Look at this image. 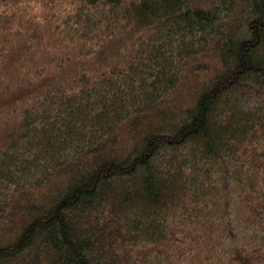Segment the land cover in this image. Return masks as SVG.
<instances>
[{
  "label": "trees",
  "instance_id": "trees-1",
  "mask_svg": "<svg viewBox=\"0 0 264 264\" xmlns=\"http://www.w3.org/2000/svg\"><path fill=\"white\" fill-rule=\"evenodd\" d=\"M0 264H264V0H0Z\"/></svg>",
  "mask_w": 264,
  "mask_h": 264
}]
</instances>
